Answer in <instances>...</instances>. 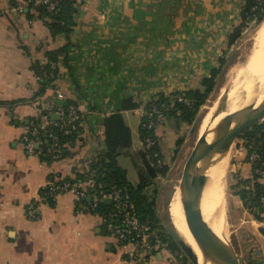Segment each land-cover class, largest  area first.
Instances as JSON below:
<instances>
[{"label":"crops","instance_id":"crops-1","mask_svg":"<svg viewBox=\"0 0 264 264\" xmlns=\"http://www.w3.org/2000/svg\"><path fill=\"white\" fill-rule=\"evenodd\" d=\"M24 2L0 0V264H124L101 216L79 211L70 193L52 200L41 189L49 181L86 174L90 158L104 148L102 120L112 113L121 112L131 146L135 134V151L142 149L139 125L145 106L158 93L201 88V79L229 49V34L241 23L246 0H75L70 45L43 89L32 66L44 64L46 52L67 39L51 38L41 20L27 16L34 12ZM124 99L138 106L124 109ZM66 100L82 114L69 155L43 159L41 150L48 155L52 148L42 144L38 153L28 151L25 125ZM59 122L61 117L49 115L47 126ZM158 128L161 149L169 152L178 134L191 129L179 122ZM239 139L231 161L249 187L253 173ZM260 181L264 184V177ZM231 198V206L248 217L241 220L244 239L235 233L232 241L237 257L241 264H264V222L239 195ZM31 201L36 202L35 217L26 213ZM173 256L165 247L146 264H173Z\"/></svg>","mask_w":264,"mask_h":264},{"label":"trees","instance_id":"trees-1","mask_svg":"<svg viewBox=\"0 0 264 264\" xmlns=\"http://www.w3.org/2000/svg\"><path fill=\"white\" fill-rule=\"evenodd\" d=\"M55 5L51 10H48L45 5L33 6L29 4L26 6L29 10L34 12V15L27 12V16L32 18L37 17L46 26L51 38L58 35H63L67 42L62 47L50 50L46 52L47 59L44 64L36 63L32 66V69L36 76L39 78L41 88H45L47 82L53 81L57 74L56 64L55 68L51 69L49 63L52 61L57 63L59 56H65L70 45L69 35L72 31L74 20L73 15L76 12L75 0H54ZM252 4L251 0H246L245 5L241 11V23L235 27L228 37V47L233 45L241 36V31L246 26L244 25V12H248L250 19L255 18V23H260L264 18V5L261 7L263 10L249 11L248 8ZM226 60L224 54L217 60V66L210 69L209 74L201 79V88L188 89L183 91H176L169 95L158 93L156 98L149 102L145 109L148 110L152 104L160 108L161 104L168 105L167 110L164 111L165 123L179 122L186 125L194 126L199 117L200 108L205 103L208 96L214 90L216 85V78L222 73ZM43 73L46 76H43ZM53 74L52 78L48 77V74ZM41 89V92H42ZM39 92V94L41 93ZM182 94L184 97L190 100L191 104L186 105L182 101L175 99V96ZM68 104H74L71 100H66L61 104L62 108H65ZM124 109H134L138 106L137 103L132 102L131 99L123 100ZM42 108V107H41ZM46 113L45 110H41L42 113ZM65 115V114H64ZM146 117L141 118L139 125L140 140L150 138L152 144L145 148L129 152L131 146V136L129 127L125 124L121 112H115L102 120L104 128V148L93 155L87 165L86 174H80L76 178L84 180L90 178L94 182V186H101L103 189L110 187H117L124 189L127 193L128 200L131 201L136 209L137 215L141 220L148 219L153 223V227L158 230V235L162 238L166 247L174 253L179 251V248L172 236L169 235L161 224L156 211V201L158 199L157 188H154L150 194L144 192L145 188L150 184H153L154 180L158 177H164L169 169L168 164L173 160L178 152L179 146L183 142V137H177L174 142V149L172 154L169 151L161 149V138L159 134V124H154L152 127L147 128L142 125L146 120ZM161 125V124H160ZM65 130H68L65 132ZM79 132V123L76 127L71 129L69 125H63L62 122L57 125L47 126L44 130L45 136L42 138L43 147L51 146V134L55 135L59 142V150L51 151L47 155V152L41 150L40 155L43 159H49L51 156L66 157L69 155V148L75 142ZM239 138H243L244 146L250 152L256 151L260 154L259 159L255 165H260V161H264V120L254 124L250 129L246 130ZM129 154L133 166L137 173V182L131 184L127 177L125 169L121 168L117 164V156L122 153ZM253 166H251L252 169ZM253 173V182L249 187H244L245 180L241 177H236V182L232 185L233 194L239 195L243 201L245 208L253 214V216L259 220H264V206L260 201L264 197V184L260 181L261 177ZM106 206V204H102ZM264 233V229L261 228Z\"/></svg>","mask_w":264,"mask_h":264},{"label":"built area","instance_id":"built-area-1","mask_svg":"<svg viewBox=\"0 0 264 264\" xmlns=\"http://www.w3.org/2000/svg\"><path fill=\"white\" fill-rule=\"evenodd\" d=\"M252 4L248 8L249 11L260 10L262 11L264 0H251ZM25 5H45L48 10H51L54 5V0H25ZM17 9L22 10V5H18ZM244 25L247 26L251 20L248 12H244ZM255 21V18H254ZM51 69L55 68V63H49ZM45 77L46 74L43 73ZM178 101L190 105L189 99L182 94L175 96ZM168 105L161 104L160 108L152 104L144 113L147 119L142 125L147 128L152 127L154 124H164L166 119L164 111L167 110ZM36 112V109H35ZM51 113H56L61 117L63 125L67 124L71 129L76 127L77 122L80 123L82 114L76 109L73 104H68L65 108L56 106L49 108L42 116L39 114L33 117L25 125V134L23 136L25 147L30 152L38 153L42 138L45 136L44 130L47 127L48 117ZM65 114V115H64ZM68 130H65L67 132ZM51 151L59 150V142L55 135L51 134ZM37 143V147L35 144ZM244 143V141H243ZM152 144L150 138H145L143 147L148 148ZM244 146V145H243ZM245 160L250 164L254 173L258 174L261 178L264 177V161H260V165H255L260 157L256 151L249 153L247 148ZM264 152V150H263ZM58 193H70L75 196L79 202V211L88 210L96 215L102 217L105 227L110 235L116 240L120 252L121 259L124 264H146L150 256L159 253L166 247L162 238L158 235L153 227V223L144 219L141 220L137 215L136 209L131 201L128 200L127 193L124 189L117 187H110L103 189L101 186H94V182L90 178L84 180L79 179H56L49 181L41 189V194L48 195L52 200ZM108 200V202H106ZM264 206V197L260 199ZM106 204V206H102ZM26 213L29 217L36 216V202L31 201L26 206ZM264 222V220H263ZM173 264H183L179 257L173 256Z\"/></svg>","mask_w":264,"mask_h":264},{"label":"bare ground","instance_id":"bare-ground-1","mask_svg":"<svg viewBox=\"0 0 264 264\" xmlns=\"http://www.w3.org/2000/svg\"><path fill=\"white\" fill-rule=\"evenodd\" d=\"M255 41L256 49L253 51V54L244 69H242V71L235 70V72L233 68L229 69L231 72L229 75L232 74V78L235 82H239V78L241 81L244 80V77L247 78L242 88L246 98L244 99L243 96V100H241L239 96L233 95L228 100L227 92L230 87L225 90L223 87L219 88L218 94L210 101V104L205 107V110L201 115L196 131V141L208 127L212 119L213 122H217L219 128H221L222 118L225 115L237 111L243 107V104H246L248 109L255 107L264 98V18L256 28ZM220 99H224L223 109L217 116H215ZM229 156V148H227L221 161L216 166L207 170L202 178L199 179V186L203 192V215L217 233H220L221 228L210 217H212L211 215L213 213H216L222 221H225L226 219L224 182L225 166L227 165ZM184 168L185 165L183 163L182 170L180 171L181 175L176 183L173 196L171 197L168 206L170 221L178 233H180L179 230H181L186 234L188 238H186L185 241L190 244L199 259L205 261L206 264H227L224 257L219 255L211 246L198 226L197 220L186 196L183 176Z\"/></svg>","mask_w":264,"mask_h":264},{"label":"rangeland","instance_id":"rangeland-1","mask_svg":"<svg viewBox=\"0 0 264 264\" xmlns=\"http://www.w3.org/2000/svg\"><path fill=\"white\" fill-rule=\"evenodd\" d=\"M98 17H101V15H99ZM258 25L259 23L256 24L254 22V19L251 20V22L241 31L240 38L233 45H231L229 49H227L226 53H224V58L226 60L224 69L222 73L216 78V85L214 87V90L208 96L205 103L201 106L199 117L197 119L196 124L194 126H190V128H193V130L189 131L188 128H185L182 133L178 134L179 137H183V142L179 146V149H178V152L175 158L169 162L168 164L169 169L167 171V174L164 177H158L157 179H155L153 184H150L144 190L146 194H150L151 193L150 190L152 189V187L157 188V191H158V194H157L158 199L156 201L157 216L159 217L161 224L164 225V228L168 227L169 229L172 230L174 237L180 236L183 239L188 238L186 234H184L181 230H179L180 233H178V231L173 227L170 221L169 215H168V206H169L171 197L173 196V191L176 186V183L178 182L179 177L181 175L180 171L182 170L183 163L185 162L193 145L195 144L196 131H197V127H198V123L200 121L201 115L204 112L205 107L208 106L210 104V101L218 94L219 88L223 87L225 90L230 87L227 92L228 100L233 95L239 96V98L243 100L244 90L242 88L247 78L244 77L243 78L244 80L241 81L240 78L238 77L239 82H235V80L232 78V74L229 75V73H231L229 69L233 68L234 72L235 70L242 71V69H244V67L247 65L248 61L250 60V57L253 54V51H255L256 49L255 33H256V28L258 27ZM50 63H53V62L51 61ZM48 75H49L48 77L50 78L54 76L52 73ZM219 101L220 103L218 104L217 109L219 106L223 108V105H224V99H220ZM76 109L78 110L77 106H76ZM145 112H146V109L143 112V116ZM133 138H134V142H133V145L130 146L129 152H134L138 145L137 144L138 138L136 137L135 134L133 135ZM237 141L238 140H236L235 143L233 142V144L231 145L229 149V154L231 156H229L227 165L225 166V182H224L226 219L223 222H225V225L227 228V234L229 235L231 242L234 241L236 238L235 233H238L244 239L245 230L242 226L244 225V223L242 224L241 220L242 219L248 220L247 214L243 213L242 210L236 211V209H234L231 206L232 204L231 196L233 195L232 185L236 182V179L239 177L238 174L233 169V165L231 161L232 151L234 150V147L237 146ZM172 151L170 152V154H172ZM116 160H117V164L121 168L125 169L126 177L128 181L131 184H135L137 182L136 181L137 173L130 159L129 154H126L123 151L117 156ZM226 168H227V171H226ZM261 222L263 223V221ZM238 225H239L238 231L235 232V229ZM155 230L158 233V230L156 228ZM174 256L179 257L183 264H191L188 258H186V256L180 250L177 252H174Z\"/></svg>","mask_w":264,"mask_h":264},{"label":"water","instance_id":"water-1","mask_svg":"<svg viewBox=\"0 0 264 264\" xmlns=\"http://www.w3.org/2000/svg\"><path fill=\"white\" fill-rule=\"evenodd\" d=\"M246 96H244V99ZM223 108L218 107L217 116ZM52 120L59 119V115L51 113ZM264 120V98L255 107L247 108L246 104L233 113H229L222 118L221 128L217 122H210L205 131L200 135L193 145L184 165V184L186 196L192 212L197 220L198 226L204 236L207 238L211 246L219 255L224 257L227 264H241L236 251L232 245L225 222L219 216L213 213L210 217L221 228L217 233L211 224L205 219L202 211L203 192L199 186V179L211 167L216 166L227 148L239 138L246 130L250 129L254 124ZM193 128L190 129L192 131ZM37 143L35 147H37ZM86 179V178H85ZM108 202V200H106ZM167 233L172 236L179 250L188 258L191 264H206L205 261L199 259L191 248L190 244L182 237H174L173 232L165 227Z\"/></svg>","mask_w":264,"mask_h":264}]
</instances>
